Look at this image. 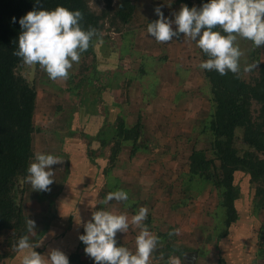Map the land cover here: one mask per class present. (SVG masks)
Masks as SVG:
<instances>
[{
  "label": "rangeland",
  "instance_id": "obj_1",
  "mask_svg": "<svg viewBox=\"0 0 264 264\" xmlns=\"http://www.w3.org/2000/svg\"><path fill=\"white\" fill-rule=\"evenodd\" d=\"M132 3L136 10L130 23L121 24L112 19L113 14L105 18L89 45V52H83L79 62H73L67 79L50 80L39 66L31 78L27 75L30 71L27 65L18 69L17 72L38 91L33 124L40 131L33 134L34 155L62 151L60 138L72 136V125H77L74 146L80 145L82 140L88 155L105 156L113 165L117 158L115 162L111 161L113 146L109 145L116 136L114 130L111 132L114 118L121 115L128 125L140 120L142 129L138 146L143 157L131 160L133 141L126 142L120 151L125 153V161L120 164L129 168L130 174L115 176L122 173L119 169L114 170V165L109 170L115 173L110 178L111 184L125 180L136 188L137 184L141 185L144 190L134 188L133 194L151 205L156 217L155 234L165 235L166 245L168 242L176 243L178 247L188 245L187 253L190 254L197 250V254L202 255L198 256L199 264H264V186L258 194L257 184L251 183L250 176L236 172L239 220L234 229L229 230V235L221 239L226 231L225 212L220 206L221 193L213 184L190 174V156L194 151L203 150L209 159H215L212 152L214 137L209 129L214 110L211 84L206 77L207 70L198 67L205 58L199 48L186 39L157 43L146 32L147 24L158 18L154 12L156 7L171 18L184 5L176 0H132ZM89 4L96 13L106 6L104 0H89ZM194 6L199 8L196 3ZM235 43L243 53L239 74L250 82L257 77L258 66L250 72H244L243 68L264 62V45L254 47L251 41L240 37ZM83 89L87 100H97L94 105L97 114L87 113L86 120L82 116L83 110L78 108ZM76 91L77 96L73 95ZM108 101L111 104L108 105ZM112 108L115 113L109 115L107 111L111 113ZM252 110L256 117L259 105L254 104ZM93 124L97 130L89 128ZM86 133H89L88 137ZM237 136L236 146L242 154L248 145L241 139V130ZM103 140L109 145L103 144ZM215 163L218 167L219 162ZM68 176L70 173L64 178L67 180ZM24 184L23 188L28 189L26 194L17 192L18 202L23 203L24 216L35 221V231L27 236L30 242L36 243L44 228V221L38 218L45 215L47 222L54 208H42L34 200L37 191H33L30 184ZM38 195L45 197L40 191ZM109 203V207H114L119 202ZM61 216L59 229V222L67 218L62 225L64 230L69 221L68 217ZM170 232L173 234L169 235ZM63 234L57 240L65 236ZM52 240L55 239L50 234L47 251L57 248L55 243H48ZM17 241L18 232L7 230L0 234V264H21L23 253L14 248Z\"/></svg>",
  "mask_w": 264,
  "mask_h": 264
},
{
  "label": "trees",
  "instance_id": "obj_2",
  "mask_svg": "<svg viewBox=\"0 0 264 264\" xmlns=\"http://www.w3.org/2000/svg\"><path fill=\"white\" fill-rule=\"evenodd\" d=\"M114 1L104 0L105 8L96 13L90 7L89 0H40L39 5L35 0H0V234L11 230L18 232L19 239L29 233L23 203L18 202L17 192L25 194L28 189L23 188L26 184L22 181L27 175V167L33 162V134L40 131L33 124L38 91L17 72L23 64L13 55L21 31L18 20L34 7L51 10L59 5L79 10L83 17L82 28H94L96 34L102 28L103 20L110 14H113L112 19L119 20L124 25L132 20L136 10L132 0H117L116 7ZM176 1L189 8L195 3L200 7L202 2H206ZM13 17L17 22H13ZM93 39L94 36L90 44ZM89 49L90 46L86 52ZM199 51L201 52L200 49ZM201 55L207 59L202 52ZM257 66V77L250 82L243 80L239 73L228 72L222 76L216 71H206L213 95L214 110L209 129L214 137L212 152L215 159H209L203 150H196L190 156L189 166L192 177L213 184L221 193L220 206L225 212L226 230L221 239L229 235V230H233L239 220L236 172L249 175L251 183L257 184L258 194H261L264 186V62H259ZM109 104L111 103L108 101ZM254 104L259 105L256 117L252 110ZM111 110V113L107 111L109 115L115 113L113 108ZM114 121L111 132L115 131L116 136L111 150L112 162H115L120 153L122 142L133 141L131 155L139 150L138 140L142 129L140 120L131 126L126 123L125 118L118 115ZM238 130H241L242 141L248 145V149L242 154L236 146ZM117 138L119 140L116 141ZM216 161L219 162L218 167ZM37 197L41 199V196ZM46 232L43 229L38 237L43 238ZM35 251L41 253L40 249ZM69 264H82L80 255L71 254Z\"/></svg>",
  "mask_w": 264,
  "mask_h": 264
},
{
  "label": "clouds",
  "instance_id": "obj_3",
  "mask_svg": "<svg viewBox=\"0 0 264 264\" xmlns=\"http://www.w3.org/2000/svg\"><path fill=\"white\" fill-rule=\"evenodd\" d=\"M35 3L39 5L40 0ZM154 12L158 18L146 28L151 39L157 43L174 39L194 43L207 57L198 65L201 70L216 71L222 76L228 72L238 74L243 53L235 43L237 38L251 41L254 47L264 45V0H206L199 8L182 6L171 18L159 6ZM82 18L79 10L59 5L51 10L34 7L19 18L21 31L13 55L28 66L30 78L34 77L37 66L50 80L68 78L73 62H79L95 35L94 28H82ZM13 22H17L15 17ZM256 67L255 63L248 64L243 71L250 72ZM60 162V157L54 154L36 153L22 183L30 184L33 191H48L54 176L51 166ZM127 200L128 193L119 189L107 193L102 202ZM148 211L146 206H141L130 220L126 213L117 214L104 208L93 211L91 219L83 225V234L78 236L85 245V254L94 264H149L160 237L144 223ZM25 223L28 232L35 231L34 220L27 218ZM130 224L139 229L135 251L118 246L116 239L118 232L129 230ZM39 246L40 241L32 243L28 236L20 237L14 248L23 253L21 264H69L62 250L53 248L43 254L34 250ZM167 264H182V261L178 256H170Z\"/></svg>",
  "mask_w": 264,
  "mask_h": 264
},
{
  "label": "crops",
  "instance_id": "obj_4",
  "mask_svg": "<svg viewBox=\"0 0 264 264\" xmlns=\"http://www.w3.org/2000/svg\"><path fill=\"white\" fill-rule=\"evenodd\" d=\"M82 91H81L83 95L82 103H80L78 108L80 110H83L82 116H84V120H86L88 116L87 113L90 114L92 113L93 115L94 112L95 114H97L96 107L94 106L97 100H95V102L94 100L90 102L85 98L87 94L86 91L84 92V89ZM76 94L78 95L77 91L73 95L77 96ZM72 100H73V96H72ZM90 105H92V108ZM82 107H86V109L84 108L85 109L84 110L82 109ZM85 123L87 122L85 121ZM65 125H63V127H65ZM130 125L133 126V124ZM99 126L102 125L99 123ZM76 127L77 125H72V136L62 135L63 137L60 138L62 151L55 152L54 155L60 157L61 162L51 166L54 171L53 183L49 185L48 191H40L45 194V197L41 199L37 197L34 198V200L35 202L40 203V206H42V208L44 209L48 208V206H52L54 208L52 213H50L51 217L47 222L44 220L45 215H43L42 217L40 216L38 218L41 219V221H44V223H42L44 224L43 229L47 230L44 237L40 238L39 240L40 246L38 247V249H40L41 253L43 254L47 253L46 252L48 249L46 243L47 237L51 234L52 238L55 240H52L48 243L51 244L55 243L57 245V248L62 250L68 256V258L71 254L72 255L79 254L80 260L82 261L83 264L87 258V255L84 252L85 245L78 239V236L80 234H83L84 223H86L91 219L92 212L95 211L96 209L104 208L105 210L113 211L117 214L126 213L130 220L131 216L135 214V212H137L141 206H146L149 211H148L147 219L144 221V223L148 225L149 230L154 234L156 233L157 227H155L156 217L155 215L152 214L151 205H149L147 201H143L144 200L143 198L142 200H140L138 194H133L134 188L140 191V188L142 187L141 185L137 184V188H136L133 184H130L125 180L121 181L120 184L115 182L117 185L111 184L112 181L110 180V178L115 173L110 172L111 171L110 168L113 167L114 165H115L114 170L119 169L121 170L120 173H122V174L117 173L115 176L117 175L124 176L126 172L129 173V171L127 170L129 168L125 169L124 164L123 165L120 164V161L121 162L125 161L123 157V154L125 153L120 152L118 154L116 163H114L113 165L110 164V161H108V159L105 156L91 157V154L88 155V152H86L84 149L85 148V146H83L85 144L84 141L81 140L82 143L80 145L78 144L74 146V144L77 142V140L75 139ZM89 128L96 129V125L93 124V126H90ZM88 134L89 133H86V137L89 136ZM77 139H81V137H77ZM117 140H119V138H117L116 141ZM114 141L110 142L111 145H109V143H106L105 145H109L111 147L114 145ZM124 144L125 143L122 142L120 147L123 148ZM109 146L107 147L110 148ZM140 150H138L133 155L129 154V158H131V160L134 161L135 158L137 159V157L138 159H141L143 157V153L140 152ZM108 166H110L109 169ZM67 173H70V176H68L66 180L64 178V175ZM119 189H123L128 193L127 201L119 202L114 207H109L110 203L104 204L102 202L107 193ZM141 189L144 190L143 187ZM38 194L39 191H37L36 196H38ZM61 215L68 217V221H69V223L68 222L66 223L67 229L64 230L62 225L66 222L67 218L66 220L64 219V221L59 222L60 229L58 228V219L62 218ZM165 218L166 217L164 216V219ZM29 219H31V217ZM56 230H58V232ZM138 232L139 229L131 224L129 226V230L126 233L118 232L116 237L118 246H125L130 250L135 251V237L138 234ZM161 232L162 231H160L159 233ZM63 233L65 234V236L69 234L70 237L63 236L61 239L57 240L58 236L62 235ZM156 235L160 237V240L158 242L157 248L154 250L149 260V264H167L169 258L167 257V255L180 257L182 264H191L194 255H197L196 264H199L198 263L199 255L197 254L198 253L197 250H196L197 252L195 251V253L193 251V254H190L191 252L187 253V251L189 250L188 245H185V247H178L179 245L172 242L170 243L168 242V245H166L165 241L167 239L164 238L165 235L164 236L159 235L158 233ZM38 239L39 237H37V241ZM71 243L72 245H70ZM177 251H180L178 252L180 255L177 253ZM173 252H175L176 254Z\"/></svg>",
  "mask_w": 264,
  "mask_h": 264
},
{
  "label": "built area",
  "instance_id": "obj_5",
  "mask_svg": "<svg viewBox=\"0 0 264 264\" xmlns=\"http://www.w3.org/2000/svg\"><path fill=\"white\" fill-rule=\"evenodd\" d=\"M83 264H94L93 259L87 256L85 262Z\"/></svg>",
  "mask_w": 264,
  "mask_h": 264
},
{
  "label": "water",
  "instance_id": "obj_6",
  "mask_svg": "<svg viewBox=\"0 0 264 264\" xmlns=\"http://www.w3.org/2000/svg\"><path fill=\"white\" fill-rule=\"evenodd\" d=\"M196 257H197V255H194V257H193V261H192L191 264H196Z\"/></svg>",
  "mask_w": 264,
  "mask_h": 264
}]
</instances>
